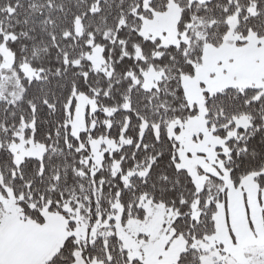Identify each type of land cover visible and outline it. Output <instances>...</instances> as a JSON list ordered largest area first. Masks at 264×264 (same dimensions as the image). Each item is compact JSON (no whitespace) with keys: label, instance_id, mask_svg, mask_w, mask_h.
<instances>
[{"label":"trees","instance_id":"1","mask_svg":"<svg viewBox=\"0 0 264 264\" xmlns=\"http://www.w3.org/2000/svg\"><path fill=\"white\" fill-rule=\"evenodd\" d=\"M172 1L184 40L162 45L140 29L169 0H0V53L9 51L15 68L28 64L38 72L20 78L17 100L0 99V195L15 202L24 219L40 224L46 213L69 218L77 208L92 218L119 212L122 222L143 220V201L162 204L176 213L170 228L187 246L171 264H201L191 244L215 233L214 215L226 191L216 188L220 179L213 175L197 190L178 165V142L168 128L196 113L181 77L194 74L204 44L225 41L231 15L236 42L245 43L250 32L263 35L264 0ZM96 46L103 68H94L89 58ZM150 70L155 74L147 84ZM75 93L89 100L78 136L71 131ZM204 109L207 125L222 137L235 118H247L219 156L235 187L249 174L264 187V89L227 87L205 94ZM22 125L25 137L43 151L17 163L11 146ZM99 138L111 147L93 167L90 142ZM77 251L86 262L142 264L129 258L115 233L92 242L70 235L45 264H72Z\"/></svg>","mask_w":264,"mask_h":264},{"label":"rangeland","instance_id":"2","mask_svg":"<svg viewBox=\"0 0 264 264\" xmlns=\"http://www.w3.org/2000/svg\"><path fill=\"white\" fill-rule=\"evenodd\" d=\"M199 2L205 0H197ZM254 12V8L250 7ZM179 7L169 0L167 9L153 19L144 20L142 36L159 38L162 45L178 44L184 40L176 31ZM229 32L219 45L204 44L201 61L192 76L181 77V85L187 104L196 113L185 123H173L168 128L170 136L178 142V165L191 175L197 190L208 183L210 176L220 179L215 186L226 191V199L218 205L214 215L216 231L204 240L191 244L199 250L201 264H264V187L253 179L255 174L243 177L237 187L230 179L222 163L220 153L226 152L225 140L237 135V127H245V116L235 118V126L225 136L214 133L204 118V96L227 87H261L264 89V34L250 32L245 43L236 42L234 33L236 15L228 18ZM100 47L89 55L94 68H103ZM150 70L146 83L154 77ZM21 77L32 79L38 72L28 64L15 68L13 56L7 50L0 53V99L14 102L21 95ZM75 107L71 131L78 134L84 128V111L89 100L82 94H74ZM180 127L179 131L174 126ZM25 125L11 146L14 159L19 163L26 156H40L43 146L35 144L24 135ZM102 144L104 146H102ZM111 147L104 138L90 142L93 167L98 166L102 152ZM213 188L214 184L209 183ZM8 197L11 192L7 191ZM141 205L145 209L143 220H120V214L97 213L94 218L75 209L69 218L59 213L47 214L40 224L24 219L20 208L12 200L0 195V264H45L56 253L61 241L74 235L78 241L92 242L97 236L115 233L122 241L129 258L142 264H171L187 246L182 236L173 237L170 224L176 213L164 205L148 200ZM69 220L74 222L69 226ZM112 220V221H111ZM75 262V263H74ZM74 264H86L76 252ZM87 264H102L91 261Z\"/></svg>","mask_w":264,"mask_h":264},{"label":"crops","instance_id":"3","mask_svg":"<svg viewBox=\"0 0 264 264\" xmlns=\"http://www.w3.org/2000/svg\"><path fill=\"white\" fill-rule=\"evenodd\" d=\"M59 245H60V244H59ZM74 263H75V262H74ZM74 263H72V264H74ZM87 263H91V261H90V262H86V264H87Z\"/></svg>","mask_w":264,"mask_h":264}]
</instances>
